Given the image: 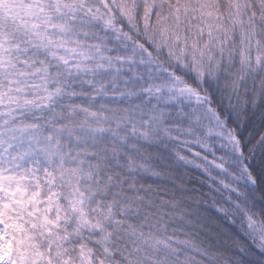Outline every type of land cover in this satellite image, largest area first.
<instances>
[{
	"label": "snow or ice",
	"instance_id": "6c2138e0",
	"mask_svg": "<svg viewBox=\"0 0 264 264\" xmlns=\"http://www.w3.org/2000/svg\"><path fill=\"white\" fill-rule=\"evenodd\" d=\"M0 264H264V0H0Z\"/></svg>",
	"mask_w": 264,
	"mask_h": 264
}]
</instances>
